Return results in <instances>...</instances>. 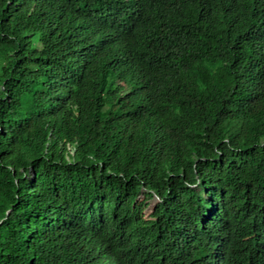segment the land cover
Returning a JSON list of instances; mask_svg holds the SVG:
<instances>
[{"label": "trees", "instance_id": "1", "mask_svg": "<svg viewBox=\"0 0 264 264\" xmlns=\"http://www.w3.org/2000/svg\"><path fill=\"white\" fill-rule=\"evenodd\" d=\"M0 264H264V0H0Z\"/></svg>", "mask_w": 264, "mask_h": 264}, {"label": "rangeland", "instance_id": "2", "mask_svg": "<svg viewBox=\"0 0 264 264\" xmlns=\"http://www.w3.org/2000/svg\"><path fill=\"white\" fill-rule=\"evenodd\" d=\"M140 201L142 200H146V204H147V207H146V210H145V216L147 218H149V216L154 212V209L156 207V204H157V199H151V200H147V198L142 195L139 199Z\"/></svg>", "mask_w": 264, "mask_h": 264}, {"label": "bare ground", "instance_id": "3", "mask_svg": "<svg viewBox=\"0 0 264 264\" xmlns=\"http://www.w3.org/2000/svg\"><path fill=\"white\" fill-rule=\"evenodd\" d=\"M195 76V75H194ZM219 87V86H218ZM208 88V87H207ZM216 92V91H215Z\"/></svg>", "mask_w": 264, "mask_h": 264}]
</instances>
